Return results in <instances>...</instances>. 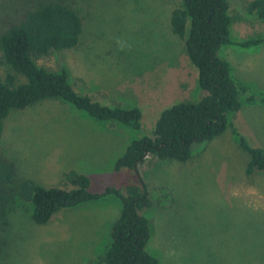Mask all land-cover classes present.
Wrapping results in <instances>:
<instances>
[{
	"label": "rangeland",
	"instance_id": "obj_1",
	"mask_svg": "<svg viewBox=\"0 0 264 264\" xmlns=\"http://www.w3.org/2000/svg\"><path fill=\"white\" fill-rule=\"evenodd\" d=\"M58 1L80 17V40L36 65L65 70L77 93L101 105L139 108L141 128L96 121L61 101H43L4 120L0 161L16 179L47 188L71 189L63 174L74 171L88 177L92 192L123 190L135 182L132 171H114L125 147L150 135L165 109L204 95L184 41L170 26L181 0H0V34L36 5ZM228 1L233 42L264 34V23L247 14L251 0ZM219 55L248 89L229 117L232 126L194 145L185 163L148 158L137 169L152 202L144 212L150 223L146 251L160 264H264V173L245 175L247 155L233 133L264 150V45H224ZM8 72L0 52V81ZM120 209L110 196L36 225L30 203L0 192V264H93L108 248Z\"/></svg>",
	"mask_w": 264,
	"mask_h": 264
},
{
	"label": "trees",
	"instance_id": "obj_2",
	"mask_svg": "<svg viewBox=\"0 0 264 264\" xmlns=\"http://www.w3.org/2000/svg\"><path fill=\"white\" fill-rule=\"evenodd\" d=\"M172 11V33L184 41V51L198 71V87L204 95L197 101H183L165 109L150 135L132 140L114 162V171H132L135 182L123 190L105 187L102 192L89 190L90 182L83 174H63L71 189L44 187L30 179H16L11 166L0 161V192L16 194L32 206V221L45 225L58 212L86 203L116 197L121 204L118 218L110 230V243L93 264H160L146 251L150 223L144 215L152 202L148 185L137 169L152 158L157 161L185 163L194 145L221 136L229 117L239 111L240 96L248 89L237 84L228 62L219 51L224 45L248 49L264 45V34L241 42L230 35L232 17L228 0H181ZM249 16L264 23V0H251L246 5ZM78 14L62 2L38 4L27 11L20 23L0 34V52L9 69L0 81V138L3 122L15 110L37 103L58 100L100 122L122 124L132 130L141 128V111L137 107L107 106L77 93L65 70L49 71L36 61L52 52L74 48L82 34ZM253 101L254 97H248ZM264 103V94L260 98ZM236 135L238 147L247 155L245 175L264 173V150L253 147L247 139Z\"/></svg>",
	"mask_w": 264,
	"mask_h": 264
}]
</instances>
